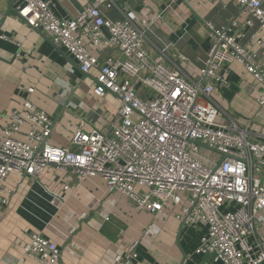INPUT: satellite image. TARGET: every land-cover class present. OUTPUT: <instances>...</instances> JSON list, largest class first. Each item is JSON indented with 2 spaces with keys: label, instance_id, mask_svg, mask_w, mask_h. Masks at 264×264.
<instances>
[{
  "label": "built area",
  "instance_id": "2783aa9c",
  "mask_svg": "<svg viewBox=\"0 0 264 264\" xmlns=\"http://www.w3.org/2000/svg\"><path fill=\"white\" fill-rule=\"evenodd\" d=\"M118 1L87 0L77 16L58 18L48 0H15L14 20L42 31L82 76L96 70L92 97L113 96L119 109L113 124L78 128L61 148L50 143L52 119L23 101L0 139V182L37 180L49 167L79 182L101 178L132 211L167 217L178 207V222L205 229L196 254L217 264H264V125L230 117L217 101L228 87L226 66L237 63L256 82L255 102L264 109V0H214L233 4L237 15L219 26L205 22L210 45L196 73L186 69L188 57L177 53L176 64L165 47L150 58L144 43L154 21L132 11L107 18ZM106 50L118 57L102 55ZM23 125L29 128L21 140ZM8 196L0 186L1 213ZM138 245L132 240L98 264H134ZM21 249L38 264L60 261V249L42 234H30Z\"/></svg>",
  "mask_w": 264,
  "mask_h": 264
},
{
  "label": "crops",
  "instance_id": "0c3cea01",
  "mask_svg": "<svg viewBox=\"0 0 264 264\" xmlns=\"http://www.w3.org/2000/svg\"><path fill=\"white\" fill-rule=\"evenodd\" d=\"M48 1L58 18L75 17L87 4ZM116 5L118 9L105 10L107 18L132 11L154 21L144 43L147 54L156 59L157 49L165 47L166 55L179 64L174 57L180 53L190 60L189 73L203 66L209 49L205 22L219 26L237 15L233 4L222 8L214 0H119ZM15 6V0L0 1V34L11 40H0V139L10 113L25 100L52 119L50 143L57 147L66 148L78 128L90 132L113 124L119 109L116 98L98 100L91 95L97 71L82 76L72 58L42 31L30 32L14 20ZM104 54L118 57L113 50ZM225 69L228 87L219 90L217 101L230 117L263 126L264 109L255 102L260 92L256 82L237 63ZM29 88L34 89L32 94L27 93ZM28 128L23 125L17 138L23 140ZM0 186L9 192L8 208L0 212V264H38L25 258L21 249L32 233L57 245L61 251L57 264L109 261L132 240L139 241L134 264H217L211 256L195 253L205 229L178 222L174 217L178 207L167 217L132 211L124 196L107 192L101 178L79 182L49 167L37 180L8 176Z\"/></svg>",
  "mask_w": 264,
  "mask_h": 264
},
{
  "label": "rangeland",
  "instance_id": "374dc122",
  "mask_svg": "<svg viewBox=\"0 0 264 264\" xmlns=\"http://www.w3.org/2000/svg\"><path fill=\"white\" fill-rule=\"evenodd\" d=\"M223 89V88H222ZM147 94H150L148 91H147ZM203 153H205V151H203Z\"/></svg>",
  "mask_w": 264,
  "mask_h": 264
},
{
  "label": "water",
  "instance_id": "95a60500",
  "mask_svg": "<svg viewBox=\"0 0 264 264\" xmlns=\"http://www.w3.org/2000/svg\"><path fill=\"white\" fill-rule=\"evenodd\" d=\"M15 13V12H14ZM37 32H39V31H37Z\"/></svg>",
  "mask_w": 264,
  "mask_h": 264
}]
</instances>
